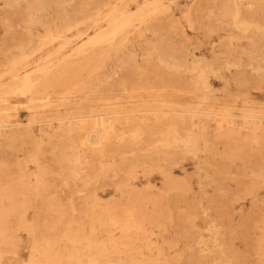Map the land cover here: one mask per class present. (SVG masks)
I'll use <instances>...</instances> for the list:
<instances>
[{
  "label": "rangeland",
  "instance_id": "1",
  "mask_svg": "<svg viewBox=\"0 0 264 264\" xmlns=\"http://www.w3.org/2000/svg\"><path fill=\"white\" fill-rule=\"evenodd\" d=\"M212 1L149 0L166 18L163 27L134 32L113 57L134 50L156 67L126 73V86L114 84L119 72L109 77L111 85L145 95L166 92V79L154 72L183 70L184 56L216 67L199 91L191 73L165 75L184 86L176 94L190 99L161 113L174 121L178 139L195 137V146L162 148L173 142L166 139L169 126L154 133L152 122L150 129L134 120L123 125L126 116L119 114L110 136L116 146L101 157L75 143L54 151L39 133L44 118L31 116L69 94L80 98L85 113L102 107L98 95L110 64L101 62L98 76L89 74L94 67L79 69L80 75L78 68H55L81 55L74 28L66 29L93 13V0H0V132L17 124L32 128L37 140L0 135V264H264V60L247 65L253 44L264 55V0H243L254 10L246 32L224 16L223 0ZM226 50L234 51L228 61ZM18 68L23 73L14 80ZM141 108L152 120L158 113L155 105ZM139 140L147 146L135 145ZM73 158L80 165L72 200L64 189L74 183L67 170ZM60 163L61 175L49 171ZM43 171L56 181L40 183Z\"/></svg>",
  "mask_w": 264,
  "mask_h": 264
},
{
  "label": "bare ground",
  "instance_id": "2",
  "mask_svg": "<svg viewBox=\"0 0 264 264\" xmlns=\"http://www.w3.org/2000/svg\"><path fill=\"white\" fill-rule=\"evenodd\" d=\"M148 1L149 0H93V13L89 16L77 18L68 25L66 30L71 31V29L74 28L73 36H75V40L72 41H77L75 45L77 47L75 50H77V53L81 55L77 58L71 56L64 58L61 62H58L55 65L56 71L62 67H68L74 70L78 68V74L80 75L81 71L94 67L93 71L89 74H96V76H98V74H100L99 69L104 67L101 62H105V68L111 65L113 69L104 73L106 74V77L103 80V83L106 82L107 87L102 89V92L98 95V98L103 100L102 107L98 113L96 111L93 113L80 111V109L84 106L81 105L80 98L70 94L60 97V99L56 101H51L48 104L44 103L32 111V117L44 118V124L39 127V133L41 137L47 138L54 151L64 144H70V146H73L75 143L76 145L83 147L86 152L103 157L112 147L116 146L114 141L112 142L110 139V136L116 128V123L119 120L117 116L119 114L126 116L123 121H121L123 125L128 123L132 124V120H134L136 124H139L136 126L140 127L142 124V126H149L150 129V123L152 122L153 125L155 124V129H153L154 133L158 129L161 130L164 126H169L166 139L168 140V136L171 135L173 142H162L160 144L162 148H167L173 146L174 144L175 146H179L176 145L179 142L183 144V147H190L189 149L195 146L197 142L195 137L187 135L185 138L178 139L177 135L179 132L174 126V121L170 120V117L167 115L161 113L170 110L168 108H171L173 105L184 103L186 100L190 99V96L184 98L181 95L176 94V91L184 86H182L180 82L173 80L170 76L165 75L169 73L171 75L191 73V79L193 80L194 86L193 90L199 91L200 86H203V89L206 88L208 74L214 72L216 67L206 69L204 67L196 66L184 56V60L188 63V65H185L183 70H180L178 67L174 68V70H168L167 66L166 71L156 68L154 73L166 79L165 81H162V84L166 88V92L162 93H159L158 91L145 95L141 92L128 93V91L126 92V88H124V86L118 88L116 85L113 86L110 84L109 77L112 72L114 74L119 72V78L116 82H114V84L116 83L118 86H120V84L126 86L128 85L127 82L122 81V78L124 77L123 75H126V73L139 71L151 66L152 68L156 67L153 63L154 59H141L140 57H137L134 50L130 51L133 53V56H129L127 58L113 57V54L127 46V43L132 40V34L134 32L138 36H143L145 34L143 31L152 29L158 30L163 27V18L165 17L159 16L160 11H156L154 2L148 3ZM212 2L217 4V0ZM33 3L35 5H39L40 0H33ZM218 4L220 8L224 9V16H232L235 27L239 28L242 32H246L249 29L246 20L247 17L254 15V10L251 8H244V5L246 4L245 1L223 0L222 3H219L218 1ZM137 6L139 7L134 10ZM80 10L83 9L80 8ZM90 17L91 19H89ZM70 20L73 19L70 18L68 21ZM80 42L82 43L80 44ZM253 52L254 55L247 60V65L252 66L251 61H253L254 63L256 62V65L258 66L259 61L262 59L264 60L263 53L259 51V43L255 45L253 44ZM224 53L227 55L225 60L228 61L229 57L230 59L232 58L234 51L226 50ZM158 59L159 58L157 57V60ZM256 65H253V69L256 68ZM20 70L21 68L16 69L14 74L11 76L14 80H17V78L23 73L20 72ZM24 72H26V70ZM245 72L249 73V71ZM75 76L77 77L76 74ZM27 78L28 75H25L23 77V82H25ZM258 78H260L259 75L256 77L255 83ZM72 84H74V81ZM75 85L76 84L72 86ZM77 87H75L71 92H76L78 90ZM68 93L69 92H66L65 94ZM192 97L194 98L195 96ZM34 99L35 98H32V102ZM108 101L110 102L108 103ZM2 103L3 100L0 101V110L5 109V106ZM34 103L35 102H33V104ZM147 105L158 106L157 109H154V111L158 113L157 115H154L153 120L147 115L141 113L144 110L141 107ZM162 105H166V108L161 109L162 107L159 106ZM119 107H123L125 110L119 111L117 109ZM71 109H75V112H72ZM0 135L4 138L15 141L20 140L37 142L35 137L36 135L32 128H22L17 124L14 127L11 124L10 129L1 131ZM124 140H115V142L121 144ZM147 144V140H139L135 143V145L139 146L141 149L146 147ZM176 154L177 152L173 150L171 151V165L176 162L174 161L175 159L173 160ZM71 162L72 167L67 170L72 173L71 177L72 180H74V183L68 185L64 191L67 192V195H65L66 199L73 200L76 196L75 185L78 178L77 167L80 165V160L79 158H73ZM63 169L66 171V167L62 166L60 163V166L56 167V169H52L51 167L49 168V171H57L61 175ZM42 173V176L39 178L40 183L46 184L47 182L56 181L55 178L47 179L46 171H43ZM52 191H56L55 185L53 186ZM90 201L91 200H88V202Z\"/></svg>",
  "mask_w": 264,
  "mask_h": 264
}]
</instances>
